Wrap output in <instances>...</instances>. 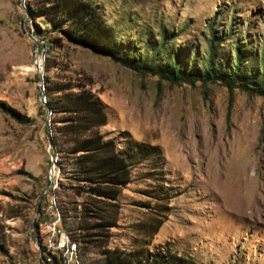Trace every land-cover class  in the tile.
Segmentation results:
<instances>
[{
	"label": "rangeland",
	"instance_id": "obj_1",
	"mask_svg": "<svg viewBox=\"0 0 264 264\" xmlns=\"http://www.w3.org/2000/svg\"><path fill=\"white\" fill-rule=\"evenodd\" d=\"M91 1L113 27L116 49L140 62L151 58L160 31L175 38L157 61L167 66L179 49L181 66L192 70L204 66L209 25L218 36L233 27L218 49L223 63L235 41L251 59L264 33V0ZM28 2L0 0V100L31 120L19 124L0 112V264H34V236L45 235L39 223L52 216L53 192L60 214L68 212L67 228L79 221L82 199L60 187L68 181L52 155L43 109L47 87L61 82L103 102L108 122L100 133L120 151L134 153L141 144L159 150L158 157L134 158L111 248L143 260L148 250L167 248L198 264H264V99L220 83L171 85L57 33L39 37ZM36 24L47 29L42 19ZM157 212L164 223L149 236ZM76 246L81 264L102 259L97 249L82 255Z\"/></svg>",
	"mask_w": 264,
	"mask_h": 264
},
{
	"label": "trees",
	"instance_id": "obj_2",
	"mask_svg": "<svg viewBox=\"0 0 264 264\" xmlns=\"http://www.w3.org/2000/svg\"><path fill=\"white\" fill-rule=\"evenodd\" d=\"M26 9L32 32L39 37L46 32L57 33L70 44L107 57L133 72L157 76L171 85L188 84L194 87L198 83L202 86L220 83L230 92L239 89L264 99V33L251 59L245 58L244 46L235 41L231 44L228 63H223L217 59L218 49L222 41L230 38L233 27H225L222 35L218 36L213 26L209 25L207 52L202 56L204 66L201 70H192L181 66L179 49L169 54L171 61L167 66L157 61L159 53L167 51V44L175 38L166 31L158 33L154 46L156 50L148 61L140 62L127 57L116 49L118 39L113 27L91 0H29ZM37 19H42L47 29L41 31L36 24ZM51 41L56 44L58 40ZM196 55L194 52L192 57ZM231 55L232 63L229 62ZM45 96L47 100L42 107L49 116V128L48 125L46 128L52 134V155L57 157L58 169L64 170L68 181L66 186L60 184V187L82 199L76 205V208L80 207L76 226L67 228L68 212L64 215L62 211L61 225L71 242L79 246L82 255L97 249L102 257L87 264H198L192 258L167 248L148 250L143 260L138 253H126L109 246L111 229L116 226L121 210L118 199L131 180L134 158L158 157L159 150L155 146L141 144L133 148L134 153H126L118 149L113 139H104L100 129L108 122L105 105L90 91H76L71 83L61 82L52 88L47 87ZM0 112L11 116L19 124H31V120L20 116L1 100ZM161 214L157 212L155 217L150 218L152 222L147 225L149 236H155L163 225L165 216ZM53 264H58L56 258Z\"/></svg>",
	"mask_w": 264,
	"mask_h": 264
},
{
	"label": "built area",
	"instance_id": "obj_3",
	"mask_svg": "<svg viewBox=\"0 0 264 264\" xmlns=\"http://www.w3.org/2000/svg\"><path fill=\"white\" fill-rule=\"evenodd\" d=\"M48 208L52 211V216L39 223V228L45 235L40 238L34 236V264H53L54 258L58 260V264H81L76 243L71 242L61 229V217L54 192Z\"/></svg>",
	"mask_w": 264,
	"mask_h": 264
},
{
	"label": "water",
	"instance_id": "obj_4",
	"mask_svg": "<svg viewBox=\"0 0 264 264\" xmlns=\"http://www.w3.org/2000/svg\"><path fill=\"white\" fill-rule=\"evenodd\" d=\"M37 65V64H36Z\"/></svg>",
	"mask_w": 264,
	"mask_h": 264
}]
</instances>
